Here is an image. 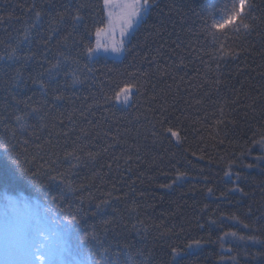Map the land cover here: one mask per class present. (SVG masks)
I'll list each match as a JSON object with an SVG mask.
<instances>
[{"label": "trees", "instance_id": "1", "mask_svg": "<svg viewBox=\"0 0 264 264\" xmlns=\"http://www.w3.org/2000/svg\"><path fill=\"white\" fill-rule=\"evenodd\" d=\"M203 2L155 0L127 44L130 51L89 58L86 49L96 46V28L108 24L103 0H0V17L6 18L0 22V52L16 47L25 29L36 25L31 43L21 46V52L35 53L21 68L26 86L13 80L19 64L0 71V116H7L0 122V143L15 144L21 162L41 173L37 183L15 180L0 149V211L5 194L38 202L42 210L50 206L49 193L60 196L63 182L70 181L77 191L57 204L61 210L80 205L88 213L80 219V231L96 233L97 241L88 246L99 256L102 243L109 261L129 264L131 256L137 262L173 264L172 247L201 239L206 243L189 250L180 264H232V256L236 264H257L251 255L264 246L229 237L222 248L219 237L235 231L264 239V164L246 168L264 156V0H256L255 31L229 41L241 54L222 60L196 29L191 9L199 10ZM82 4L87 6L75 23L71 16ZM66 8L63 23L54 24ZM57 59L59 73L49 79L45 69ZM38 80L47 88L42 90ZM129 85L139 94L134 92L130 104L116 100ZM56 95L63 99L54 103ZM16 100L41 109L43 121H28L36 125L35 135L29 128L11 139L4 130V123L15 127L14 115L26 110ZM40 124L47 127L39 130ZM167 128L179 132V142ZM73 150L80 161L66 158ZM229 164L244 178L240 187L247 195L228 192L237 183L234 175H225ZM177 172L186 176L173 183ZM104 200L109 203L98 212L96 205Z\"/></svg>", "mask_w": 264, "mask_h": 264}, {"label": "snow or ice", "instance_id": "2", "mask_svg": "<svg viewBox=\"0 0 264 264\" xmlns=\"http://www.w3.org/2000/svg\"><path fill=\"white\" fill-rule=\"evenodd\" d=\"M154 3L155 0H103L104 8L108 9V24L106 27L96 28V46L86 49L89 58L97 54L120 57L130 51L127 44L131 43L132 39L135 38L136 32L139 31V27L146 22L147 17L151 14ZM86 6L82 4L74 10V15L71 18L75 23L81 22V8ZM32 8H35V4L32 5ZM256 8V0H204L199 6V10L191 9V11L196 17L195 25L197 31L204 37L206 43H210L217 50L216 59L222 60L226 56L238 57L241 54V51L231 48L229 41L233 39V35H239L242 32L250 34L255 31L257 17L253 13ZM67 12V8L64 12H58L53 19V23H63ZM35 18L36 20H40L42 13L36 11ZM5 19V17H0V22H3ZM35 27L36 25L32 24L29 28L25 29L23 38L16 42V47L9 45L5 51L0 52V71H6L17 64L20 65V67L15 68V75L13 76V80L18 87L26 86L23 79L24 73L21 71V68L35 57L34 52H21V46L25 42L31 43L30 31L31 28ZM188 31L191 33L192 29L189 28ZM102 33L112 36V41L101 44L100 37ZM116 35L119 36L118 40L114 38ZM42 43L46 47L47 40H43ZM60 56L65 61L69 59L63 53H60ZM61 64L62 61L57 59L55 64L45 69L49 79L59 73ZM217 69H219V64H217ZM92 71L93 69H89V72ZM38 75L43 76L44 73H39ZM73 77V82H78L75 78V73H73ZM36 82V80L33 81V83ZM38 82L42 90L47 88L48 85L44 80H38ZM134 92L139 94V88L136 85H129L121 89L119 93H116L114 98L124 104H130ZM62 99V95H56L54 103ZM16 103L17 105L23 103L26 110L19 112V109H17L19 114L14 115L15 127L9 128V125L4 123V130L10 133L11 139H15L18 130L26 132L29 128L33 129L31 134L35 135V131L37 130L36 125H30L28 121L32 117L43 121L44 116L40 115L41 109L31 107L21 100H16ZM6 120L7 116H0V122ZM45 127H47L46 124H40L39 130H43ZM166 133L175 137L177 142L180 141L178 131L167 128ZM64 135L67 136V133H64ZM24 143H27V141H24ZM260 143L264 144V138L261 139ZM0 149H3L10 162L15 180H27L33 183L39 181L41 173L33 171L25 163L21 162L20 154L16 151L15 144H10L5 140L3 143H0ZM87 155L90 159H95L93 153H87ZM65 156L76 161H80L81 159V157L75 154V150L65 153ZM255 160V165L248 164L246 168L251 169L254 166L264 164V156H257ZM231 168L232 165L229 164L225 175L229 177L234 175L237 183L228 192H238L242 195H247L244 193V189L240 187V182L244 178L239 172L233 173ZM185 176L186 173L177 172L176 180L173 183H176V181L181 180ZM51 179L54 180L55 177H51ZM165 187L171 188L172 185L169 184ZM76 191L77 188L73 187L70 181L63 182L61 195L52 196L49 193L47 200L50 202V206L42 210H38V202L14 199L12 196L5 194L3 196V209L0 211V264H117L116 261H109L106 255L108 249L103 247L102 243L100 244L99 256L96 251H93L88 246L90 240L97 241L95 232H81L79 228L81 217L88 213L80 205L74 207L70 204L66 209L61 210L59 204H57V200H62L65 195L75 194ZM208 192L211 193L212 189L209 188ZM226 195L227 193H221L222 197ZM82 203L83 201L81 200L80 204L82 205ZM108 203L109 201L107 200L101 201L96 205L97 211H102L103 207L107 206ZM248 211L250 213L251 208ZM230 219L239 220V217L232 216ZM105 223L108 222L106 221ZM212 223H215V221H212ZM241 223L243 222L241 221ZM53 224L56 226L55 231L51 227ZM243 227L249 231H253L248 224H243ZM229 237L245 243L251 242L253 246H264V239L256 235H240L235 231H228L219 237L222 248L223 241ZM54 238H59L62 243L59 245L53 243ZM204 243L206 241L195 239L183 248L172 247L170 249L171 261L173 264H180V259L189 250L194 248L199 249ZM223 259L221 257V260ZM128 260L129 264H149L147 259L137 262L129 256ZM236 260V256L231 257L232 264H236ZM251 260L257 262V264H264V251L252 254Z\"/></svg>", "mask_w": 264, "mask_h": 264}, {"label": "rangeland", "instance_id": "3", "mask_svg": "<svg viewBox=\"0 0 264 264\" xmlns=\"http://www.w3.org/2000/svg\"><path fill=\"white\" fill-rule=\"evenodd\" d=\"M114 38L118 40V39H119V36L116 35ZM112 39H113L112 36H108L107 34L102 33V36H101V42H100V43H101V44H104V43H106V42L110 43V42L112 41ZM110 56H111V55H110ZM112 57H113V56H112ZM113 58H114V57H113ZM118 59H120V58H118ZM51 227H52L53 230L55 231L53 225H51ZM53 243H55V244L58 243L57 238H54V239H53Z\"/></svg>", "mask_w": 264, "mask_h": 264}]
</instances>
